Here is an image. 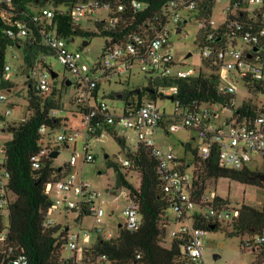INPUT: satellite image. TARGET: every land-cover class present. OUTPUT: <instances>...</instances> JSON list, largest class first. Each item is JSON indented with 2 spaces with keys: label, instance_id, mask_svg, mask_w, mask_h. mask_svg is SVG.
<instances>
[{
  "label": "built area",
  "instance_id": "built-area-1",
  "mask_svg": "<svg viewBox=\"0 0 264 264\" xmlns=\"http://www.w3.org/2000/svg\"><path fill=\"white\" fill-rule=\"evenodd\" d=\"M223 1L229 2V7L225 9L226 21L217 26L211 19L207 44L202 50V57L203 60L212 61L219 66L217 73L220 77L221 92L236 96L238 89L234 80L242 79L246 88L247 85L252 84L251 81H264V29L247 31L241 38L221 37L213 45L210 41L218 36L219 28L227 24L229 17L237 16L238 11L251 14L253 20H264V0H215L213 11ZM10 2L11 0H0V4ZM199 2L201 1L173 0L168 3L162 12L165 25L161 29H153V35L147 44L138 35L133 36V41L112 43L95 70H91L86 63H82L81 48L80 50L69 48L75 40L70 43V40L58 35L57 29L54 28L56 18L54 9L41 8L34 15V21L43 25V44L54 52V57L78 80V87H81L83 92L72 102L84 108L83 125L79 130L51 131L45 126L41 128L42 151L34 158V168L39 169L42 160L50 157L52 153L59 150L60 146H75L81 136L87 139L85 162L92 163L95 158L88 152L90 142L93 139L100 140L109 134L104 129L105 126L113 127L114 130L117 126L134 130L137 134L138 145L141 144L152 150L158 161V171L163 180V191L172 203L171 210L177 228L172 233L173 240L178 239L184 242V252L194 264H207L204 251L208 232L196 225L195 218L203 216L210 218L214 223L229 225L239 218V207L226 208L217 204L216 199L222 196L216 190L209 191V184L213 180L208 182L201 204L196 203L192 198L194 168L189 171L191 163H186V161L183 163L182 158L173 149L164 150L156 147L154 139L156 129H163L167 134L179 130L194 131L202 143L199 148L201 158L208 159L215 153L221 167L239 171L255 170L260 166L258 159L264 162V115L258 117L254 123L246 124L239 123L234 118L231 105L199 104L194 101L188 106H182L179 86L171 82L189 79L200 73L210 74L212 71L206 66L204 67L207 71L201 70L198 74L193 70L189 72L180 70L173 56L174 46L171 43L170 26L175 25L176 33L180 34L184 19L198 9ZM98 5L99 3L95 0H86L77 5L70 11L74 24L79 26L85 20L93 23L101 21L95 18L97 12L101 10ZM132 7L138 11L145 9L144 5L136 1L133 2ZM104 8L110 10L108 6L102 9ZM64 10L65 8L62 7L59 13ZM123 10L124 6H120L119 12ZM110 13L109 20L103 21L117 23L115 19L110 18ZM200 25L201 30L208 29L206 23H200ZM17 30V33L10 30L9 35L18 38H25L29 35V30L25 25H18ZM223 42H225L224 47H220ZM241 43H243L242 46ZM135 66L149 76V83L146 87L153 89L157 100H144L141 105H138V101L130 100L125 102L123 115H117L107 103L100 99L101 85L111 83L113 80L120 82L122 75L130 72ZM48 67L44 68L42 65L36 67L32 71V79L34 88L38 92L53 95L56 87L51 84L49 78L53 77L55 72L50 66ZM98 70L102 72L101 76L96 74ZM11 78L12 66L8 64L5 67L4 79L9 82ZM5 100L6 96L0 94V102ZM160 101L171 102L178 111L174 115H167L162 112ZM221 111L232 112V117L226 118L224 124L218 122L222 118ZM11 114L10 109L3 114L0 120L2 132H10V123L5 118ZM53 114L56 115V111ZM5 152V143L0 140V213L7 220L9 212L5 198V182L9 173L4 167ZM78 157L74 151L70 162L67 163L71 168L70 174L55 184H49L46 188V193L53 197L54 203L46 213L44 228L49 230L60 226L61 232L66 234L64 249H69V255L64 257L62 254V263L112 264L108 255L94 253L93 247L98 244L100 238L105 241L115 240L122 228L130 231L140 230L142 227L140 203L132 198V192L129 189L121 188V193L116 199L123 197L127 202L122 210L123 222L119 224L116 233L110 231L105 221L104 193L93 189L78 172H75ZM118 165L126 169L133 167L127 158L120 161ZM64 210L75 214V223L79 225H82L85 216L92 217L94 228L83 229L76 233L71 230L70 226L64 227L55 222L53 219L55 212L61 214ZM166 221L168 222L167 218L162 223L164 228L167 227L165 226ZM7 233L8 231L4 230L0 234V251L5 247ZM92 235H95L97 239L95 243L92 242ZM242 249L252 255H258L257 264H264V233L247 235L242 242ZM14 264H27V262L25 258L19 257L15 259Z\"/></svg>",
  "mask_w": 264,
  "mask_h": 264
},
{
  "label": "trees",
  "instance_id": "trees-1",
  "mask_svg": "<svg viewBox=\"0 0 264 264\" xmlns=\"http://www.w3.org/2000/svg\"><path fill=\"white\" fill-rule=\"evenodd\" d=\"M84 1L86 0H11L9 4H0V91H10L14 87L10 81H5L4 76L5 67L8 65L7 50L17 48L23 53L21 67L23 76L28 78L29 111V116L24 121L19 124H10L9 131L13 137L5 142L4 167L9 173L5 182V198L8 203L9 217L8 225H5V218L0 213V234L4 230L8 231L5 247L0 251V264H14L15 259L19 257L25 258L27 264H64L61 258L66 244V234L61 232L60 226L49 230L44 228L46 213L54 203L53 197L46 193V188L49 184L65 179L70 174L71 168L68 164L56 166L55 159L50 158L51 156L42 160L39 169L34 168V158L42 151L41 128L45 126L51 131L63 129V120L53 114L60 108L59 98L56 97L61 90L57 91L55 88L53 95H47L34 88L32 71L40 65L49 68L46 60L55 56L54 52L43 44V25L34 21V15L41 8L54 9L56 13L54 28L57 29L60 37L70 40V43L76 38H82L86 39L84 42L88 45L89 40L95 36L106 38L104 55L112 43L133 41L134 35H138L147 44L153 35V29H161L165 25L162 12L164 7L173 0H95L99 3V9L105 6L110 7V18L115 19L117 23L95 22L94 29L77 26L71 18L70 11ZM135 1L144 5L145 9L135 10L132 7ZM199 1L201 2L198 9L189 14L188 18L195 17L199 23H206L208 27L201 30L195 40V45L203 50L207 44L215 0ZM120 6H124L121 12H119ZM62 7L65 10L59 13ZM18 25L27 27L29 30L27 37L18 38L9 35L10 30L18 32ZM224 26H226L225 29ZM262 29H264L263 19L253 20L251 14L238 11L237 16L229 17L227 24L219 28L218 36L210 42L213 45L221 37L241 38L247 31ZM224 45L225 42L220 44V47ZM202 62L204 66L211 68L210 74L200 73L189 79L171 82L179 86L181 91L179 98L183 107L194 101L199 104L231 105L234 118L239 123L246 124L254 123L258 117L264 115V105L252 98L245 100L240 107L236 108V97L224 94L220 90L221 82L217 73L219 66L212 61L203 60ZM251 82V85H247L249 93L264 95V81ZM62 88H66V81ZM135 89H141V92L122 93L125 102L133 100L141 105L144 100H157L153 89L148 87ZM72 105L78 108L80 114H84V108L74 102ZM104 129L109 134L116 135V139L125 147L124 139L117 135L113 127L105 126ZM61 148H68V145L60 146L56 152H60ZM186 148L193 154L192 198L196 203L201 204L208 182L221 178L264 190V183L256 178L264 174L259 169L239 171L224 168L220 166L215 153L210 158L203 159L199 156V148L196 150H191L190 146ZM127 159L133 165L130 169L122 168L112 162L108 164L117 173V188L129 189L132 192V198L140 203L142 227L138 231L122 228L115 240L105 241L100 238L98 244L93 247V252L108 255L112 264H194L184 252L182 240L174 239L170 248L165 247L166 230L162 223L172 203L163 191L158 161L152 150L139 144L134 151L129 150ZM182 162L185 163V160L182 159ZM130 172L139 174L141 180L139 188L129 180ZM216 202L223 207H231V202L227 198L218 197ZM239 212V218L227 225L228 235L244 236L264 233V210L243 204L239 207ZM195 220L196 225L207 232L222 228L221 224L214 223L207 217H197ZM253 256L257 264L259 256Z\"/></svg>",
  "mask_w": 264,
  "mask_h": 264
},
{
  "label": "rangeland",
  "instance_id": "rangeland-1",
  "mask_svg": "<svg viewBox=\"0 0 264 264\" xmlns=\"http://www.w3.org/2000/svg\"><path fill=\"white\" fill-rule=\"evenodd\" d=\"M229 7V2L223 1L219 3L213 11L212 21L217 26L222 25L227 18L225 9ZM110 10L107 8L97 12L95 18L103 21L109 20ZM84 29H94L92 21H83L81 23ZM182 32L176 33V26L171 25V43L174 46V59L180 70L189 72L191 70L198 74L201 70L207 71L203 65L202 49L195 45V40L201 31V25L195 17L185 18L183 22ZM86 39L76 38L74 43L69 45L71 50H80L84 46ZM107 44V39L102 36H95L89 40L88 45L81 50L82 63H86L91 70L97 69L100 63L103 50ZM243 43H241V46ZM191 54V56H189ZM15 56V57H14ZM6 60L12 66V78L10 82L14 85L12 90H1L0 94L6 96L4 102H0V114H4L8 109L11 110V115L5 120L10 124H19L29 116L28 100H27V80L23 76L21 67L23 66V53L17 48H8ZM48 66L51 67L58 77L53 79L50 76L49 80L61 93L56 98H59L60 108L56 109V117L63 120V130H79L83 125V115L79 113L78 108L72 105L75 100L83 92L79 83L71 73L59 62L57 58L50 57L46 60ZM210 73V71H208ZM98 76L102 75L101 71H97ZM149 76L146 75L138 66L125 75H122L121 82L113 80L111 83H102L99 97L107 103L112 111L117 115H123L125 101L119 98L125 91H132L133 87L144 88L148 85ZM71 80L73 84L62 88L65 81ZM128 83V84H127ZM237 86L235 107H240L247 99H254L259 104L264 105V95L260 93H249L242 79L234 80ZM162 112L167 115H174L178 110L171 102H159ZM221 120L218 121L224 124L226 118L232 117L231 111H221ZM117 135L124 139L125 147H123L116 139V135L106 134L100 140L93 139L90 142L88 152L95 158L94 162H85L87 139L81 136L77 142L76 148L74 145H69L68 148H61L58 158L55 160L56 166H63L70 162L74 151L78 154V165L75 172H78L81 178L89 183L91 187L97 191L104 193L105 203L103 207L106 211V226L116 233L119 224L123 222L122 210L126 206V200L121 197L116 199L121 193V188H117V173L113 167H109V162L120 164V161L126 160L129 150L134 151L138 146L137 134L134 130L116 127ZM11 132H2L0 130V140L5 143L12 139ZM155 145L157 148L164 150L173 149V151L182 159L186 156V163L193 162V154L187 150L186 146H190L191 150L201 148L202 143L196 132L191 130H179L170 134L165 133L163 129H156ZM259 160V170L264 173V162ZM193 166L189 171L193 170ZM129 180L137 187H140V176L137 172H131L128 176ZM209 191L216 190L220 196L227 198L231 202L232 207H240L243 204L254 207L259 210H264V190L250 185H244L228 179L213 180L209 184ZM168 222H165V247L170 248L173 242V231L176 230L173 211L169 209L166 213ZM53 219L55 222L64 227L70 226L71 230L78 233L83 229H93L94 220L90 216H85L82 225L75 223L76 216L73 213H67L65 210L59 214L55 212ZM8 221L5 220V225ZM227 225L223 224L222 228L208 232L206 236V247L204 256L207 264H255V257L242 249V242L247 237L230 236L228 235ZM92 242L97 241L95 235H92ZM83 245V244H82ZM69 255V249L63 250V256Z\"/></svg>",
  "mask_w": 264,
  "mask_h": 264
},
{
  "label": "water",
  "instance_id": "water-1",
  "mask_svg": "<svg viewBox=\"0 0 264 264\" xmlns=\"http://www.w3.org/2000/svg\"><path fill=\"white\" fill-rule=\"evenodd\" d=\"M84 45H87V42H84ZM189 56H191V54ZM56 77H57V74L56 73H53V78H56ZM71 85H72V81L71 80H67L66 81V86H71ZM140 91L141 90L138 89L137 91H135V93L137 94ZM59 154H60V152H54V153L51 154V158L57 159L58 156H59ZM256 178L259 179L260 181H262L264 183V174L258 175ZM212 229H214V227Z\"/></svg>",
  "mask_w": 264,
  "mask_h": 264
},
{
  "label": "crops",
  "instance_id": "crops-1",
  "mask_svg": "<svg viewBox=\"0 0 264 264\" xmlns=\"http://www.w3.org/2000/svg\"><path fill=\"white\" fill-rule=\"evenodd\" d=\"M120 82H121V80H120ZM128 84V83H127ZM134 88V87H133ZM135 88H138V87H135ZM134 93H135V91H137L136 89L134 90H132ZM140 93V92H139ZM136 94V93H135ZM138 94V93H137ZM119 98H123V95H119ZM3 117V114H0V120H1V118ZM77 145V144H76ZM76 145L74 146L75 148H76ZM186 161H187V159H186V156H185V158H184ZM140 183H141V180H140Z\"/></svg>",
  "mask_w": 264,
  "mask_h": 264
}]
</instances>
